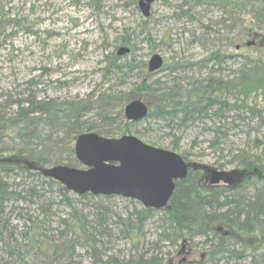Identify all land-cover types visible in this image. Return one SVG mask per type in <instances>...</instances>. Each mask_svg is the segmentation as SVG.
<instances>
[{
    "label": "trees",
    "instance_id": "trees-1",
    "mask_svg": "<svg viewBox=\"0 0 264 264\" xmlns=\"http://www.w3.org/2000/svg\"><path fill=\"white\" fill-rule=\"evenodd\" d=\"M206 6L220 14L203 24L195 14ZM175 7L179 17L200 21L199 38L208 48L200 59L172 55L149 71L147 61L134 54L133 32L124 29L103 54V74L115 83L98 94L59 99L27 87L0 101V264H82V256L92 264H169L163 241L192 244L198 237L204 258L196 264H264V137L250 136L256 123H264V57L227 49L246 18L251 28L264 32V0H183ZM120 45L130 48L123 61ZM165 69L163 78H152ZM130 76L140 79L133 88L151 98L147 116L137 121L125 118L122 108L131 96L117 88ZM252 96H260L262 104H249ZM142 122L146 125L139 127ZM237 127L251 142L230 150L244 176L231 186L206 185L201 165H193L160 208L115 194L75 193L43 172L55 164L83 167L74 143L84 131L150 136L159 129L177 150L190 129H202L208 146L222 152L229 130ZM179 153L187 160L186 152ZM59 207L67 208L66 216ZM154 217L158 237L146 239L144 226ZM120 239L130 241L127 252L116 249Z\"/></svg>",
    "mask_w": 264,
    "mask_h": 264
},
{
    "label": "rangeland",
    "instance_id": "rangeland-1",
    "mask_svg": "<svg viewBox=\"0 0 264 264\" xmlns=\"http://www.w3.org/2000/svg\"><path fill=\"white\" fill-rule=\"evenodd\" d=\"M137 1L0 0V101L3 102L9 95L17 97L27 87L35 89L40 96L59 99H84L91 92L98 94L99 90L115 83L114 78L103 74V54L113 48L124 29L133 32V42L137 46L134 54L138 60L147 61L154 52L163 55V62H168L167 59H171L172 55L198 60L206 54L208 48H204L203 43L207 42L199 38L202 33L200 21L179 17V11L176 10L175 6L183 0H155L148 17L142 13ZM201 10L195 15L203 24L207 20L213 22L220 14L211 6L202 7ZM239 27L241 31L237 27L234 42L227 49L264 57V32L251 28L247 18ZM208 37L212 39L213 35ZM124 59L122 55L121 60ZM235 59L227 65L234 67ZM229 66L224 68L225 74L230 73ZM166 71H157L152 78H163ZM137 81H140L138 77L130 76L123 86L117 88L131 96L128 101L138 98L149 106L150 95L139 93L133 88ZM252 97L248 99L249 104H262L260 96ZM256 124L254 129H250V136L263 138L264 123ZM137 125L143 127L146 122ZM237 129L240 130L239 127L229 130V137L223 141L222 152L208 146L209 135L201 133L202 129H190L189 135L181 138V148L176 151L186 152V161L190 163L188 171L193 165H201L200 180L203 184H228L222 180L218 183L209 182L210 169L213 168L232 170L236 182L244 176V172L235 168L232 152L251 145L250 137ZM125 133L135 134L156 146L172 148V137L163 130L149 131L150 136L140 135L133 130ZM58 212L66 216L67 208L59 207ZM159 231L156 217L146 222V239H156ZM197 239L200 238H195L192 244L180 240L173 246L163 241L169 264L201 262L204 255L201 254L202 247L196 242ZM260 242L264 245L263 238ZM130 244L129 240L120 239L116 249L127 252ZM80 259L82 264H92L88 256ZM241 263L247 264L248 260H242Z\"/></svg>",
    "mask_w": 264,
    "mask_h": 264
},
{
    "label": "water",
    "instance_id": "water-1",
    "mask_svg": "<svg viewBox=\"0 0 264 264\" xmlns=\"http://www.w3.org/2000/svg\"><path fill=\"white\" fill-rule=\"evenodd\" d=\"M155 0H138L145 16L150 14ZM129 46L120 45L117 53L129 51ZM163 64V55L154 52L147 60L149 71ZM148 106L141 99L125 103L124 114L136 121L147 116ZM75 154L83 167L55 164L43 169L67 189L75 193L90 191L95 194H115L138 200L144 206L160 207L169 200L176 179L188 174L190 163L172 149L145 142L132 133L105 136L95 131L77 135ZM233 183L232 170L210 169L209 182Z\"/></svg>",
    "mask_w": 264,
    "mask_h": 264
},
{
    "label": "bare ground",
    "instance_id": "bare-ground-1",
    "mask_svg": "<svg viewBox=\"0 0 264 264\" xmlns=\"http://www.w3.org/2000/svg\"><path fill=\"white\" fill-rule=\"evenodd\" d=\"M138 2V1H137ZM127 103V102H126ZM125 105V104H124ZM149 108V107H148ZM168 149H171V148H168ZM172 150H174V149H172ZM176 151V150H175ZM178 152V151H177ZM183 157V156H182ZM184 158V157H183ZM185 159V158H184ZM186 160V159H185ZM234 178V177H233ZM176 180H178V179H176ZM176 180H175V182H176ZM235 181L233 180V183H234ZM233 183H231V184H225L226 186H231V185H233ZM175 187V186H174ZM174 190V189H173ZM173 193V192H172ZM172 195V194H171ZM171 197V196H170ZM170 199V198H169ZM169 201V200H168ZM167 201V202H168ZM166 202V203H167ZM152 207H155V206H152ZM160 207H162V206H160ZM160 207H155V208H160ZM218 229L219 230H221V229H223V226L222 225H218ZM201 254H203V253H201ZM191 263V262H190Z\"/></svg>",
    "mask_w": 264,
    "mask_h": 264
}]
</instances>
